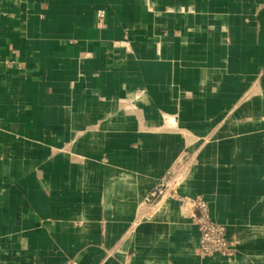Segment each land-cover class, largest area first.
<instances>
[{
    "label": "crops",
    "instance_id": "0c3cea01",
    "mask_svg": "<svg viewBox=\"0 0 264 264\" xmlns=\"http://www.w3.org/2000/svg\"><path fill=\"white\" fill-rule=\"evenodd\" d=\"M0 264H264V0H0Z\"/></svg>",
    "mask_w": 264,
    "mask_h": 264
},
{
    "label": "built area",
    "instance_id": "2783aa9c",
    "mask_svg": "<svg viewBox=\"0 0 264 264\" xmlns=\"http://www.w3.org/2000/svg\"><path fill=\"white\" fill-rule=\"evenodd\" d=\"M103 17V12H99ZM162 193L157 190L147 198L148 203H156L153 197ZM192 207L197 210L193 213V220L199 228V251L203 256L221 255L227 256L231 253L233 239L227 228L210 215L208 202L204 199L190 200Z\"/></svg>",
    "mask_w": 264,
    "mask_h": 264
},
{
    "label": "rangeland",
    "instance_id": "374dc122",
    "mask_svg": "<svg viewBox=\"0 0 264 264\" xmlns=\"http://www.w3.org/2000/svg\"><path fill=\"white\" fill-rule=\"evenodd\" d=\"M158 190H161V188H159ZM162 193H160L159 195H158V193H156V196L155 197H153L154 199H156L155 200V202L157 201V199H159L160 198V195H161Z\"/></svg>",
    "mask_w": 264,
    "mask_h": 264
}]
</instances>
